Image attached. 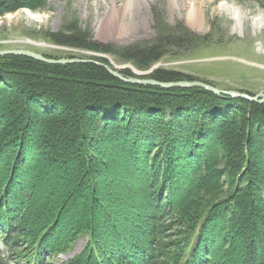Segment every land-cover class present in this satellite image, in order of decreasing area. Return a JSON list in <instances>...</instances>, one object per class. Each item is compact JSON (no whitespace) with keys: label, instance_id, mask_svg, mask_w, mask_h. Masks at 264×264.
<instances>
[{"label":"trees","instance_id":"trees-1","mask_svg":"<svg viewBox=\"0 0 264 264\" xmlns=\"http://www.w3.org/2000/svg\"><path fill=\"white\" fill-rule=\"evenodd\" d=\"M37 2L0 0V15ZM49 37L138 69L185 44L116 47L74 27ZM142 78L191 79L165 69ZM224 179L234 184L225 194ZM213 193L223 196L198 213ZM133 202L145 244L117 221L115 207ZM82 236L81 251L57 263ZM0 246V264H264V103L125 83L91 62L0 56Z\"/></svg>","mask_w":264,"mask_h":264},{"label":"rangeland","instance_id":"rangeland-1","mask_svg":"<svg viewBox=\"0 0 264 264\" xmlns=\"http://www.w3.org/2000/svg\"><path fill=\"white\" fill-rule=\"evenodd\" d=\"M223 3L243 12L241 23L221 7ZM191 9L200 16L194 25L188 19ZM258 18L260 22H255ZM73 27L88 32L99 43L116 47L149 44L159 37H174L185 44L168 47L160 60L138 69L113 55L58 45L49 37ZM4 49L30 50L58 58H105L110 67L129 69L141 77L156 69L174 70L191 78L185 80L255 95L264 92V0H40L0 15V50ZM122 161L118 162L121 166ZM224 184L223 194L234 186L225 179ZM223 194L200 196L198 213ZM115 208L121 215L118 223L127 228L124 234L145 244L144 235L137 230L138 202ZM180 227L185 229L181 233L184 238L188 226ZM85 242L86 236L77 238L72 249L57 256L56 262L79 253Z\"/></svg>","mask_w":264,"mask_h":264},{"label":"water","instance_id":"water-1","mask_svg":"<svg viewBox=\"0 0 264 264\" xmlns=\"http://www.w3.org/2000/svg\"><path fill=\"white\" fill-rule=\"evenodd\" d=\"M4 55H22V56H28L33 59L39 60L44 63L48 64H68V63H82V62H91V63H96L102 65L112 76L118 78L119 80L125 82V83H130V84H138V85H151V86H158L160 88H171V87H185V88H190V87H201L204 89H207L209 91H212L216 94H223V95H228L231 97H242L251 101H255L258 103H264V92H259L255 95H249L247 93H242L236 90H223L219 89L215 86H212L208 83L194 80H179V81H159L153 78H142L138 76H128L123 73H121L119 70L114 69L110 67L109 65L103 64L101 62H98L93 59H79V58H59V59H54V58H48L43 56L40 53L30 51V50H23V49H4L0 50V56Z\"/></svg>","mask_w":264,"mask_h":264},{"label":"bare ground","instance_id":"bare-ground-1","mask_svg":"<svg viewBox=\"0 0 264 264\" xmlns=\"http://www.w3.org/2000/svg\"><path fill=\"white\" fill-rule=\"evenodd\" d=\"M221 7L224 9V10H226L227 12H231L233 15H234V17L237 19V21L239 22V23H241L242 22V15H243V12L240 10V9H237V8H233V7H231V6H229L228 4H226V3H223V4H221ZM199 13H198V11H195V10H190L189 11V14H188V19H189V22L191 23V24H195L196 22H198L199 21ZM255 22H260V19L258 18V19H256V21ZM58 59V58H57Z\"/></svg>","mask_w":264,"mask_h":264}]
</instances>
